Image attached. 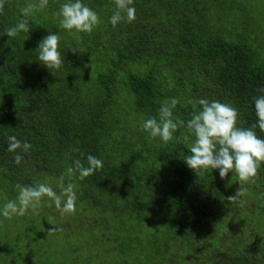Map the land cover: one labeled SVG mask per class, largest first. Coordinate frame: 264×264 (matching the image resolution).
I'll return each instance as SVG.
<instances>
[{"label":"trees","instance_id":"obj_1","mask_svg":"<svg viewBox=\"0 0 264 264\" xmlns=\"http://www.w3.org/2000/svg\"><path fill=\"white\" fill-rule=\"evenodd\" d=\"M206 1L133 0L136 19L113 27L108 19L114 0H82L100 18L86 34L60 29L55 14L67 0H49L29 18V33L9 38L4 30L22 18L21 9L33 0H5L0 14V175L11 186L63 175L66 186L72 160L91 154L104 164L86 177L93 185L115 182L130 197L129 213L160 212L170 251L163 264H264V237L257 226L264 219V164L253 181L241 184L234 171L222 180L218 170L195 174L184 162L194 140L186 128L193 105L199 107L200 99L228 103L239 112L237 126L247 128L257 122L252 98L264 88V63L248 44L220 36L206 18ZM49 33L61 37L64 63L59 69L48 70L37 60L35 49ZM172 98L178 100L173 117L185 124L174 134L179 142L164 143L141 131V124L159 119L160 107ZM255 131L264 139V132ZM9 136L32 145L20 153L19 165L16 153L7 151ZM238 187L258 202L249 203L248 194L242 205L225 200ZM172 241L179 242L178 249H170Z\"/></svg>","mask_w":264,"mask_h":264},{"label":"rangeland","instance_id":"obj_2","mask_svg":"<svg viewBox=\"0 0 264 264\" xmlns=\"http://www.w3.org/2000/svg\"><path fill=\"white\" fill-rule=\"evenodd\" d=\"M208 1L217 4L208 5ZM205 7L206 18L220 36L248 44L255 58L264 63V0H207ZM131 125L135 123L132 121ZM59 178L60 175L43 177L46 184L56 186L53 189L57 192L60 191ZM44 180H37V183ZM71 182L76 185L77 194L76 209L71 214L62 216L54 205L49 206L45 197L36 215L29 212L10 220L0 216V264L165 262L170 252L168 233L158 210L140 216L129 213L127 201L130 197L125 198L124 192L115 187V182L109 183V179H105L103 186H95L86 178L76 177ZM17 194L15 186L0 175V208L8 200H14ZM246 194L249 203L258 202L256 195ZM242 198L244 202L248 200ZM234 205L242 204L236 202ZM257 226L264 237V219L259 220ZM178 245V241H172L169 247L178 249ZM26 255L32 256L31 260L26 259ZM179 264L190 263L180 261Z\"/></svg>","mask_w":264,"mask_h":264},{"label":"clouds","instance_id":"obj_3","mask_svg":"<svg viewBox=\"0 0 264 264\" xmlns=\"http://www.w3.org/2000/svg\"><path fill=\"white\" fill-rule=\"evenodd\" d=\"M4 3L5 0H0V14L3 12ZM48 3L49 0H33L28 3L21 9L22 18L14 26L7 27L2 35L14 38L22 32L29 33V18L34 12L46 8ZM114 5L115 10L108 19V23L113 27L122 21L131 23L136 19L133 0H114ZM55 15L59 20V28L68 32L90 34L100 23L98 14L83 4L82 0H67ZM60 39L58 34L49 33L41 39L35 49L38 53L37 60L48 70L59 69L64 63L58 50ZM70 50L73 53L79 52L76 48ZM257 91L261 94L252 98L257 122L247 128L237 126L239 112L228 103L200 99L199 107L193 105L191 119L186 122V128L194 136V140L190 146L191 155L185 156L184 162L195 174L209 169L218 170L219 177L223 180L234 171L241 184H247L257 177L259 168L264 164V139L258 137L255 131L258 128L264 132V88ZM177 104L178 100L175 98L163 104L158 112L159 119L156 117L146 119L141 124V131L148 133L152 139L160 138L164 143L174 139L179 142V137L174 134L185 122L173 117V109ZM184 139L187 140L188 136H184ZM31 148L32 145L27 141L22 142L15 136L8 137L7 151L16 153L14 155L16 165L24 160L20 153H27ZM102 168L101 159L91 154L84 158L81 154L80 158L72 160V166L67 169L69 182L66 186L65 177L62 175L59 178V192L46 183L34 185L17 183L16 198L4 203L0 208V216L10 220L14 216H24L29 212L36 215L45 197L48 198L49 206L54 205L62 216L71 214L75 212L77 201L76 185L71 182L73 177L78 173V179L84 180ZM246 193V188L238 187L235 193L225 197V200L243 204L241 197Z\"/></svg>","mask_w":264,"mask_h":264}]
</instances>
